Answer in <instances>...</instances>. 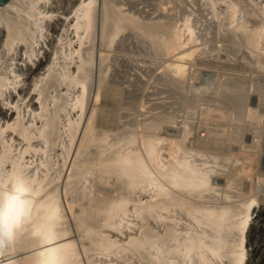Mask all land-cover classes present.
<instances>
[{
  "label": "bare ground",
  "instance_id": "6f19581e",
  "mask_svg": "<svg viewBox=\"0 0 264 264\" xmlns=\"http://www.w3.org/2000/svg\"><path fill=\"white\" fill-rule=\"evenodd\" d=\"M53 1L0 5V170L21 168L36 185L38 206L58 204L63 223L54 241L33 239L30 228L25 229L16 246L0 255V264H34L35 254L49 247L60 248L66 264H85L83 257L87 264H250L247 234L259 196L255 182L246 184L243 176L252 178L253 164L260 151L264 154V131L255 132L252 141L245 135L251 131L248 124H264V110L243 96L248 88L238 74L245 76L248 67L220 57L210 60L209 35L196 32L200 22L194 25L189 13L180 22L173 14L154 21L125 12V1L70 0L68 13L59 18ZM223 3L226 14L220 12ZM206 6L226 29L220 43L240 37L253 54L261 50L264 23L253 21L259 18L254 8L233 0H208ZM161 8L175 11L164 2ZM56 18L61 21L57 40L43 61L39 37ZM97 35L102 49L96 104L89 113ZM123 40L140 43L137 49L146 57L170 58L164 60L161 81L187 90L190 112L201 107L198 136L190 123L178 124L169 114L139 120L141 113L135 124L123 122L127 92L109 75L111 58L137 54L133 46L120 49ZM196 43L200 49H186ZM110 52L118 55L110 58ZM18 55L24 66L16 63ZM26 81L28 88L21 93ZM12 91L18 98H12ZM28 96L37 102L26 103ZM6 105L13 106L3 113ZM177 125L179 131L168 132V126ZM234 145L258 152H235ZM239 161L243 165L235 168ZM224 175L225 182L217 180ZM233 190L239 201L231 202ZM34 219L39 222V207Z\"/></svg>",
  "mask_w": 264,
  "mask_h": 264
},
{
  "label": "rangeland",
  "instance_id": "374dc122",
  "mask_svg": "<svg viewBox=\"0 0 264 264\" xmlns=\"http://www.w3.org/2000/svg\"><path fill=\"white\" fill-rule=\"evenodd\" d=\"M69 1L70 0H54L51 3V6L54 7L56 11L59 12L57 13L58 14L57 17L64 18L60 13H68ZM119 1H125L127 3V6L123 8L125 12H133L142 19L146 18V20L155 18L154 21H158L160 17L163 15L173 14L174 19L180 22L182 15L184 13L191 14V19L194 25L195 23L200 22V24L198 25L196 24V32L200 34H202L203 32H204L203 34H206L207 32L208 35L210 36V37L209 36L207 37L208 43H209L208 46L210 47L212 46L211 47L212 49L214 48V50L208 55V56H211V58L209 57L210 60L218 62L219 60H216L215 58L220 57L223 62H229L230 64L239 66L241 68L248 67L249 72L247 71V74L245 73L246 74L245 76H243L244 74H241V73L238 74V75H241L243 78H245L244 81H246L245 84H246V87L248 88V91L245 92L243 96L244 98L249 99V104L255 103L257 107L259 106L258 104H262L260 107V110H264V41L261 44V50L256 51L255 54L252 53V50L248 46L240 43V37L234 38L235 42L233 41L228 45H224L223 43H220V40L222 38L221 34H223L224 31H226V29L225 27H222L224 29L219 27L217 25L218 24L217 19L215 20V18H212L208 14V7L206 6V3L208 2V0H119ZM233 1L238 3L240 7L242 8H245L248 5L250 9L251 7L254 8L258 13L259 18L253 21L254 22L262 21L264 23V0H257L256 1L257 4L250 2L249 0H233ZM163 2L167 3V8L169 10L171 8H174L175 11L169 14V13L164 12L162 8H161L162 10H158L160 9V4ZM227 6L228 5H226V3L221 4L220 12H224L226 14L227 12L225 11L228 8ZM258 8L261 9L263 13H261V11H258ZM59 18H56L54 21L49 22L48 28L44 31L43 38L39 37V40H41V43L38 45L37 50H40L41 53H43V56L40 55V58H39V59H42L43 61H44V52H50L51 45L55 43V41L57 40L56 39L57 30L59 29V24L61 22L59 21ZM96 37H97L96 38L97 41L95 40L96 42H95V51H94L95 53L94 82H93V88L90 94L91 97H89L90 98L89 104H88L89 113L91 112L92 108L96 104L95 82L98 79V69H99L98 66H99V60H100V52L102 49L100 41H99L100 36L97 35ZM123 43H126V44H123ZM123 43L119 45L120 49L127 48V49L132 50L133 48H135L136 53H137L134 56L131 55L134 58L133 60L131 56L128 57L126 54L119 55V56L115 55L116 58H111V57H114L113 54L118 55V53L116 52L109 53L110 54L109 57L112 60H115V61L111 60L113 66L110 67L109 69V75L111 74L114 78L119 80L120 83H122L124 89H126L125 92H127L126 97H125L126 98L125 100L127 102L124 101V106L121 107L122 109L121 112L125 116L123 119V122L128 123L129 121L132 120L131 122L135 124V121L133 120L137 118L141 113L144 114V117L143 116L139 117V120L149 119L150 117H153V115H157L161 113L166 114V115L169 114L170 116L176 118V121L178 124L184 121L185 122L187 121L188 124L190 123L192 125V128L194 127L193 129L195 130L193 131V133L196 136H198L199 134L198 132L200 131L199 129L200 121H201L199 111L201 110V107H200V110H199V107H197L196 111L199 110L198 113H196V111L190 112L185 107L186 106L185 100H186V97L188 96L187 90H182V89L176 90L174 87L167 86L164 83V81H161L160 75L161 73L164 72L163 68L167 67L166 66L167 64L165 63V61H168L170 58L164 57V56L146 57L141 47H139L140 49H137V46H140V43L137 44L136 42H134V44H132L131 42L127 40H123ZM196 44L190 45L186 47V49L189 47H194V46L199 48V46L201 45V43L199 44L196 43ZM127 45L128 47H125ZM199 49H196V51H198ZM59 56L63 58L60 60L61 62H63L64 57L62 55V52H60ZM125 56L128 58H126ZM129 58H131V60ZM151 58H153V61L151 60ZM19 59L20 57L18 55V59L16 60V63L24 66V63L22 62V60H19ZM33 60L36 61L37 65L40 64V62H38V60L35 57L33 58ZM171 60L174 61L175 59H171ZM27 64H29V67H32L33 70L36 69L37 67V65L33 66L31 61H29V59H27ZM212 72L215 74L214 70ZM111 75L110 77L112 78ZM235 75L236 76H234V78H237L238 77L237 73ZM150 77H155L156 81L150 80L148 82V79ZM173 77L176 78V76H173ZM27 88H28V81H26L25 84L21 87L20 92L22 93L24 89H25L24 92H26ZM170 88H172L173 90ZM65 90L66 89H64L63 91ZM12 92H14L12 94L13 95L12 98L17 97V94H15V91H12ZM33 95H36V92H34ZM29 96L25 99L27 101L26 103L29 102L31 104L32 100L33 102H37L36 98L35 100L34 98L30 100L32 97H29ZM261 96H263L262 102L260 101ZM1 104L2 102H0V106ZM24 105L25 104H23L22 106ZM11 106L13 105H6L5 107L2 106L3 113H5L7 109L11 108ZM10 110L12 111V109ZM258 122L259 123L247 125L249 130L251 129V131L246 132L245 137L249 139L250 141L253 140L255 136V132H259L261 134V132L264 131V127H263L264 124L260 121ZM82 125H81V129L79 130L80 132L82 131ZM179 127H181V125H177L174 127L168 126V130H169L168 132L173 133L174 131H179ZM81 135L80 133L78 134L76 142L78 141ZM262 146L264 147V135H263ZM226 150L228 151L227 148ZM233 150L235 152L242 151L245 154H250V152L256 154V152H258L257 149L255 150L253 148H244L239 145H234ZM243 150H245L246 152ZM261 153L262 152L260 151V154L257 156V158H259L258 162H256V164L255 163L253 164L254 170L252 171L253 173H250V175H252V178H247V177L245 178V176H243L246 184H250V182H255V194L259 196V202L257 203L256 211L253 215L251 226L247 234V240H248L247 258L250 264H264V182L259 184V181L257 178L260 174H263L262 172H264V154H261ZM255 154H251V155L255 156ZM243 163L244 161H239L238 164L235 165V168L241 167ZM231 169H233V167H231ZM217 180L221 182H225V175L217 177ZM232 192L234 196L236 195V197H234L231 200V202L239 201L241 197L237 194L238 192L235 190H233ZM66 211L68 213L67 208H66ZM70 219L72 223V218L70 217ZM72 235L74 236V233ZM122 238H125V237L123 236ZM83 260H84L83 263L87 264L84 257H83Z\"/></svg>",
  "mask_w": 264,
  "mask_h": 264
},
{
  "label": "clouds",
  "instance_id": "9594fccd",
  "mask_svg": "<svg viewBox=\"0 0 264 264\" xmlns=\"http://www.w3.org/2000/svg\"><path fill=\"white\" fill-rule=\"evenodd\" d=\"M37 188L33 179L19 168L0 170V255L9 253L25 229L33 239L56 240L63 223L62 209L49 202L37 204ZM40 209V219L34 217ZM34 264H66L58 247H49L35 254Z\"/></svg>",
  "mask_w": 264,
  "mask_h": 264
},
{
  "label": "water",
  "instance_id": "95a60500",
  "mask_svg": "<svg viewBox=\"0 0 264 264\" xmlns=\"http://www.w3.org/2000/svg\"><path fill=\"white\" fill-rule=\"evenodd\" d=\"M8 2V0H0V5H5Z\"/></svg>",
  "mask_w": 264,
  "mask_h": 264
}]
</instances>
